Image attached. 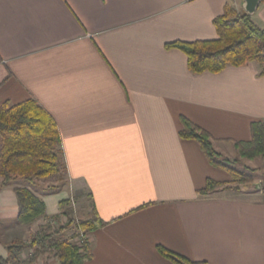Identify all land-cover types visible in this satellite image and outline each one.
<instances>
[{"label": "crops", "instance_id": "0c3cea01", "mask_svg": "<svg viewBox=\"0 0 264 264\" xmlns=\"http://www.w3.org/2000/svg\"><path fill=\"white\" fill-rule=\"evenodd\" d=\"M242 4L0 0V106L37 100L62 139L65 186L31 187L45 202L44 219L63 222L61 202L75 208L76 196L79 217L92 201L106 223L87 236L93 256L84 264H173L158 245L192 261L264 264V200L201 195L208 179L227 183L231 174L180 136L185 117L223 155L250 141L251 124L264 123L263 66L193 74L185 53L166 47L217 39L215 19ZM253 19L264 28V3ZM17 216L14 186L0 177L4 258L8 244L29 241L44 223L22 226ZM37 264L58 261L45 254Z\"/></svg>", "mask_w": 264, "mask_h": 264}, {"label": "trees", "instance_id": "16d2710c", "mask_svg": "<svg viewBox=\"0 0 264 264\" xmlns=\"http://www.w3.org/2000/svg\"><path fill=\"white\" fill-rule=\"evenodd\" d=\"M214 24L218 33L215 40L174 42L166 47L184 52L188 58V68L193 74L219 73L229 66L241 67L257 62L263 66L264 75V28L254 21L253 16L228 5ZM181 120V138L198 142L212 166L238 177L240 185L252 181V176L237 171V161L216 150L210 133L185 117ZM251 133L250 141L234 143L238 157L251 162L261 159L264 165V123L253 122ZM66 174L62 139L52 115L35 99L0 106V177L4 186H14L19 225L31 226L47 216L45 202L31 189L35 182L53 178L61 184L65 182ZM229 183L208 179L206 186L199 192L209 196L220 188H231ZM234 188L240 191V187ZM56 189L54 186L50 191ZM88 197L92 200L91 196ZM77 200L75 196L74 202ZM71 203V200L61 202L64 208L62 214L68 217L67 224L53 227L45 223L46 220L58 222V218L44 219L29 241L16 240L7 245L8 257L0 256V264H37L39 257L46 253L57 259L58 264H84L91 260L93 251L87 236L106 223L99 217L92 201L89 216L78 218L71 217L74 211ZM67 206H70V210H66ZM78 238H83L81 246L75 242ZM157 251L173 264H209L192 261L162 245L157 246Z\"/></svg>", "mask_w": 264, "mask_h": 264}, {"label": "rangeland", "instance_id": "374dc122", "mask_svg": "<svg viewBox=\"0 0 264 264\" xmlns=\"http://www.w3.org/2000/svg\"><path fill=\"white\" fill-rule=\"evenodd\" d=\"M238 9V10H237ZM237 11H244L240 5V7H237ZM228 151H225L224 156L229 157L231 160H235L238 163L235 165V168L237 169L238 172L252 176V181L245 184V185H240L238 183L239 178L231 175L232 180L229 183L230 187L229 189L226 188H220V191H224V194L227 196L231 197H238V198H244V199H250V200H264V165L263 161L261 159H257L255 161H249V160H240L238 157V154L236 151H233L232 149H227ZM54 181L56 182L55 179H47V180H42L41 183H47L48 187L50 190L53 189V185L55 184ZM66 181V179H65ZM65 182L59 184V186L56 185L57 189L59 187L63 188L65 186ZM260 186V188H258ZM234 187H240V191L234 190ZM219 191V190H218ZM53 194H59L57 192L51 193L50 195ZM75 203V202H74ZM71 206H73V203H71ZM75 214L73 216H76V218L79 217V212L81 211V203L76 202V206L74 208ZM64 219L63 222H59V225L67 224L68 223V218L66 219L65 217L62 218ZM2 226V225H1ZM0 226V227H1ZM5 235H3V232L0 230V241L5 240L4 238ZM81 244L83 241V238H81ZM89 241V240H88ZM76 242V241H75ZM80 244V245H81ZM79 245V244H78ZM48 254V253H46Z\"/></svg>", "mask_w": 264, "mask_h": 264}, {"label": "water", "instance_id": "95a60500", "mask_svg": "<svg viewBox=\"0 0 264 264\" xmlns=\"http://www.w3.org/2000/svg\"><path fill=\"white\" fill-rule=\"evenodd\" d=\"M264 0H243L242 8L246 14L254 16ZM260 188V186H258Z\"/></svg>", "mask_w": 264, "mask_h": 264}, {"label": "built area", "instance_id": "2783aa9c", "mask_svg": "<svg viewBox=\"0 0 264 264\" xmlns=\"http://www.w3.org/2000/svg\"><path fill=\"white\" fill-rule=\"evenodd\" d=\"M45 223L50 224V225H52L53 227H58V225H59L58 222H56V221H54V220H46ZM81 240H82L81 238L76 239V243L80 245V244H81ZM81 245H82V244H81ZM81 245H80V246H81Z\"/></svg>", "mask_w": 264, "mask_h": 264}]
</instances>
